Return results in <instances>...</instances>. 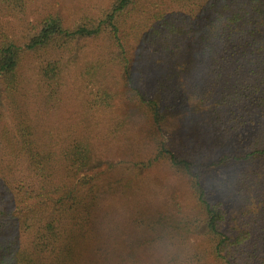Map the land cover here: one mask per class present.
<instances>
[{
  "label": "trees",
  "instance_id": "trees-1",
  "mask_svg": "<svg viewBox=\"0 0 264 264\" xmlns=\"http://www.w3.org/2000/svg\"><path fill=\"white\" fill-rule=\"evenodd\" d=\"M38 20L17 41L0 30V264H264V0ZM69 81L74 111L53 114ZM157 167L163 211L130 200ZM111 198L134 240L105 232Z\"/></svg>",
  "mask_w": 264,
  "mask_h": 264
},
{
  "label": "rangeland",
  "instance_id": "rangeland-1",
  "mask_svg": "<svg viewBox=\"0 0 264 264\" xmlns=\"http://www.w3.org/2000/svg\"><path fill=\"white\" fill-rule=\"evenodd\" d=\"M106 3L107 0H30L26 16L20 18L0 16V30L17 41L20 34L27 35L33 33L34 30L31 29V27H35L39 18L53 10L60 9L67 19L68 24L74 25L75 23H80L84 16L95 15L100 8L106 5ZM26 22L29 23L27 24ZM81 47H85V45ZM69 83L70 85L67 86L69 90H66L62 106H60V108L53 114H68V112L74 111L76 104L72 103H76L77 100H75L76 93L73 92L72 89L74 88L75 82L69 81ZM26 114H34V112L32 109H29ZM118 145L121 146L120 143H117L113 147L114 150L110 152L112 155L111 162L114 163L123 159L121 151L117 150V148H119L117 147ZM165 181L164 170L161 167L153 168L151 171L147 172L146 175L144 174L139 177V184L136 190V194L138 193V195L130 198V200L132 203L140 201L150 205L152 208L163 211V200L158 191L161 190L163 187L162 183ZM108 205L112 206L113 211L110 213L111 222L109 226L104 229L105 232L109 231L114 234V236L115 234L121 235L122 237H120V239L127 238L134 240L137 237V233H132L129 221L130 217L124 212L122 200L119 198H111L108 201ZM173 252L177 253L176 249H173ZM182 260L183 258H178L175 264H183ZM164 261L165 260H163V262ZM166 261H168V259ZM131 262H135V264H155L156 259L152 254L138 252L134 254V258ZM169 264H173V262H170Z\"/></svg>",
  "mask_w": 264,
  "mask_h": 264
}]
</instances>
